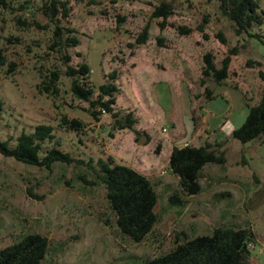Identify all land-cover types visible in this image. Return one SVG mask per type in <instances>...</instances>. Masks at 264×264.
Instances as JSON below:
<instances>
[{"label":"rangeland","instance_id":"rangeland-1","mask_svg":"<svg viewBox=\"0 0 264 264\" xmlns=\"http://www.w3.org/2000/svg\"><path fill=\"white\" fill-rule=\"evenodd\" d=\"M41 1L0 3V138L49 123L61 147L86 163L45 168L0 153V248L37 231L48 239L40 264H143L184 237L209 233L216 225H238L253 233L250 263L264 264V133L244 142L230 134L264 91V43L235 32L218 0H68V23L62 22L76 28L80 38L69 48L72 63L86 61L95 86L116 68L113 106L137 118L138 138L129 128L109 135V114L90 119L81 109L87 101L71 93L68 77L60 74L58 91L41 84L60 66L48 48L51 31L38 9ZM163 1L171 13L153 16ZM259 4L264 10V0ZM146 23V41L128 45ZM253 29L264 32V22ZM234 47L226 78L201 81L203 54L210 52L219 66ZM64 114L82 117L84 127L66 130L60 122ZM184 139L195 145L222 141L226 157L223 164L203 166L195 194L181 192L168 167L170 148ZM108 153L146 174L157 192V220L141 241L118 230L105 187L87 164L92 157L95 166V159ZM173 192L179 203L169 201Z\"/></svg>","mask_w":264,"mask_h":264},{"label":"trees","instance_id":"trees-1","mask_svg":"<svg viewBox=\"0 0 264 264\" xmlns=\"http://www.w3.org/2000/svg\"><path fill=\"white\" fill-rule=\"evenodd\" d=\"M219 9L234 24L237 33H246L256 37L264 43V32L259 28L264 22V10L260 8L259 0H218ZM3 6L8 0H0ZM39 11L47 18L45 27L51 31L48 48L53 53L54 60L60 66L50 69L41 84L51 91H58L60 74L69 79L71 93L87 101L86 107H81L90 119L98 120L102 113L110 116L109 135L122 128H129L139 136L135 128L137 122L133 111H119L113 106L119 89L115 82L118 72L111 69L104 76L105 79L97 86L93 85L89 74L91 68L86 61L72 63L70 47L80 42L77 29L68 23L71 6L68 0H42ZM153 16L166 18L171 13V6L161 2L155 6ZM38 24V23H37ZM162 25V23H161ZM43 26V27H44ZM149 24L142 27L133 42L128 45L143 43L148 36ZM184 32L191 29L178 25ZM221 40L224 37L220 31L216 34ZM236 48L222 58L217 66L210 52L203 54V77L212 78L216 83L222 82L227 74L231 54ZM4 55L0 53V62ZM96 88V90H95ZM96 94L94 96V92ZM211 91L207 89L206 99H211ZM248 104V103H247ZM3 99L0 94V111ZM61 125L66 130L78 131L84 127V121L79 116L62 115ZM54 126L49 123H37L32 130H22L15 136L0 138V153L12 156L25 163L51 168L55 162L70 163L84 162L82 158L74 157L70 151L61 147L59 138L53 131ZM264 133V91L256 103L248 104L244 120L240 125L231 129L232 137L240 141H248ZM51 143V145H49ZM222 141H204L202 144L172 145L168 157L169 170L178 176L180 191L185 194H195L201 190L199 181L201 170L206 163L223 164L226 160L224 150L220 148ZM90 162L93 160L89 157ZM87 163L95 172V177L105 187L108 204L114 214V221L118 230L134 241H141L151 231L157 220L154 206L157 192L151 179L137 168L116 161L112 154L100 155L95 159V166ZM96 181V180H95ZM91 180L90 183H95ZM172 203L181 201L180 195L173 192L168 196ZM253 233L247 226L216 225L209 233L195 234L184 237L170 249L152 257L146 258L143 264H251L250 247ZM48 248L46 235L34 231L23 234L16 241L0 248V264H40Z\"/></svg>","mask_w":264,"mask_h":264},{"label":"water","instance_id":"water-1","mask_svg":"<svg viewBox=\"0 0 264 264\" xmlns=\"http://www.w3.org/2000/svg\"><path fill=\"white\" fill-rule=\"evenodd\" d=\"M143 139H144V138H143V136H141V137L139 138V140H138V141H139V142H142V141H143ZM263 250H264V247H263Z\"/></svg>","mask_w":264,"mask_h":264},{"label":"built area","instance_id":"built-area-1","mask_svg":"<svg viewBox=\"0 0 264 264\" xmlns=\"http://www.w3.org/2000/svg\"><path fill=\"white\" fill-rule=\"evenodd\" d=\"M186 144H188L187 141H184V142L182 143V145H186ZM163 171H164V170H163ZM248 246H249V243H248Z\"/></svg>","mask_w":264,"mask_h":264},{"label":"crops","instance_id":"crops-1","mask_svg":"<svg viewBox=\"0 0 264 264\" xmlns=\"http://www.w3.org/2000/svg\"><path fill=\"white\" fill-rule=\"evenodd\" d=\"M187 140H188V139H184L183 142H184V141H187ZM187 142H188V141H187ZM180 145H182V144H180ZM171 148H172V147H171ZM171 148H170V150H171ZM170 150H169V153H170ZM133 167H134V166H133ZM135 168H136V167H135ZM138 170H139V169H138Z\"/></svg>","mask_w":264,"mask_h":264}]
</instances>
